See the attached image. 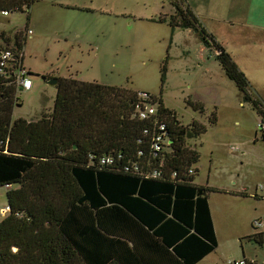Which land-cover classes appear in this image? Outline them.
<instances>
[{"label":"trees","instance_id":"obj_1","mask_svg":"<svg viewBox=\"0 0 264 264\" xmlns=\"http://www.w3.org/2000/svg\"><path fill=\"white\" fill-rule=\"evenodd\" d=\"M33 1L0 0V12L28 15ZM170 4L169 26L192 29L218 52L216 62L260 117L264 140V104L245 74L190 7ZM18 36L15 67L0 75V186H13L0 221V264H197L211 254L218 241L210 189L194 184L199 155L185 145L205 127L181 125L161 97L144 102L139 92L70 78L58 79L49 115L12 119L22 88L11 70L24 67ZM142 103L156 114L140 119ZM248 238L264 246V231Z\"/></svg>","mask_w":264,"mask_h":264},{"label":"rangeland","instance_id":"obj_2","mask_svg":"<svg viewBox=\"0 0 264 264\" xmlns=\"http://www.w3.org/2000/svg\"><path fill=\"white\" fill-rule=\"evenodd\" d=\"M182 2L223 42L248 79L249 92L264 104V32L245 29L238 21L243 15L239 13L248 8L264 10V0ZM28 10V15L25 8L0 13V49H14L19 34L24 69L32 73L31 88L16 93L20 106L12 119L35 121L51 113L57 90L43 77L97 82L161 97L181 125L194 121L205 127L185 145L199 155L194 184L210 189L218 246L197 264L243 259L264 264V246L248 238L264 231L261 119L227 79L215 60L216 50L203 46L192 29L169 26L174 10L170 0H34ZM212 13L229 17L234 25L210 20ZM261 17L264 24V13ZM8 191L0 186V221L5 217L1 211L8 208ZM256 221L260 228L253 227Z\"/></svg>","mask_w":264,"mask_h":264},{"label":"built area","instance_id":"obj_3","mask_svg":"<svg viewBox=\"0 0 264 264\" xmlns=\"http://www.w3.org/2000/svg\"><path fill=\"white\" fill-rule=\"evenodd\" d=\"M3 15H8L9 12L8 11H2L0 12ZM216 54H218V52H215ZM12 67V69L15 67L14 64V57L12 55V51L9 49H2L0 51V75L1 76H5L7 71L6 69H8V71H10L9 69ZM11 72H13V76H15V84L20 87L23 88V90H29L31 88V84L32 81L31 79L28 77L29 75L27 74V71L24 69V67H20V68H16L14 70H11ZM139 97L142 98L144 100V102H146V100L149 99V95L147 92H139ZM140 100V101H143ZM136 109L138 112V117L140 119H145V118H150L151 116L156 114V107L155 105H149L147 103H142V105L137 104L136 105ZM160 129L165 130V126L164 124H160ZM162 139V136L158 135L155 138V142H154V147H156L157 150H159L161 148L160 145V141ZM102 162H110L109 159L104 158L102 160ZM264 183V182H263ZM260 189H263L264 191V184L260 186ZM1 214L4 216L7 214V208L1 211ZM261 222L256 221L253 222V227L255 228H260L261 227ZM228 264H243V261L237 262L236 261H231Z\"/></svg>","mask_w":264,"mask_h":264},{"label":"crops","instance_id":"obj_4","mask_svg":"<svg viewBox=\"0 0 264 264\" xmlns=\"http://www.w3.org/2000/svg\"><path fill=\"white\" fill-rule=\"evenodd\" d=\"M184 6L185 7H190L188 4H184ZM260 7V6H259ZM256 8L255 6L254 7H252V8H248L245 12L244 11H242V12H240L239 13V16L240 15H242L241 16V18L240 19H238V21L239 22H241V24L245 27V29H250V28H258L259 29V32L260 31H263L264 32V24L260 21V18H262L261 16H262V14L264 13V10H261V8ZM191 8V7H190ZM192 9V8H191ZM192 11H193V9H192ZM194 13V12H193ZM195 14V13H194ZM258 14V18H254L255 17V15H257ZM196 16H197V19L200 17V15H197V14H195ZM249 17L250 18H252L251 20H249ZM199 20V19H198ZM210 20H213V21H217V22H222V23H224V24H226V22H228V24L230 25V26H233L234 25V21H232L229 17H215V16H213V13L212 14H210ZM199 23H200V21H199ZM208 33H210V34H212V36L216 39V41L220 44V45H222L223 47H224V49L227 51V49L225 48V46L222 44L223 42H220L219 40H218V38L216 37V34L214 33V32H212V30H210V29H207V28H205V27H203ZM29 32V31H28ZM28 32H27V34H28ZM255 37L256 36H253V37H250L251 39L250 40H253V39H255ZM209 49H212V48H209ZM22 52H23V50H22ZM22 52H21V55H22ZM24 64V63H23ZM25 68V67H24ZM50 78V77H49ZM32 85V84H31ZM13 188V186H8V188ZM14 187H16V186H14ZM208 204H209V208H210V212H211V219H212V221H213V217H212V210H211V207H210V203H209V200H208ZM213 225H214V228H215V230H216V227H215V224H214V221H213ZM214 230V231H215ZM215 234H216V231H215ZM210 255V254H209ZM205 258V257H204Z\"/></svg>","mask_w":264,"mask_h":264},{"label":"water","instance_id":"obj_5","mask_svg":"<svg viewBox=\"0 0 264 264\" xmlns=\"http://www.w3.org/2000/svg\"><path fill=\"white\" fill-rule=\"evenodd\" d=\"M42 79H43V80H46V77H43ZM46 82H47L49 85H52V86L56 87L57 84H58V79L50 78V79L46 80Z\"/></svg>","mask_w":264,"mask_h":264},{"label":"clouds","instance_id":"obj_6","mask_svg":"<svg viewBox=\"0 0 264 264\" xmlns=\"http://www.w3.org/2000/svg\"><path fill=\"white\" fill-rule=\"evenodd\" d=\"M215 52H217V51H215ZM7 212H8V208H7Z\"/></svg>","mask_w":264,"mask_h":264}]
</instances>
